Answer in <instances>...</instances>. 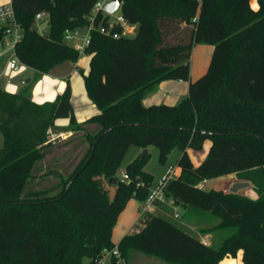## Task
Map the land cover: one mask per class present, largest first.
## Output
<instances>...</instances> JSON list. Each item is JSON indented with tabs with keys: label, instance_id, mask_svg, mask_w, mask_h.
Listing matches in <instances>:
<instances>
[{
	"label": "trees",
	"instance_id": "16d2710c",
	"mask_svg": "<svg viewBox=\"0 0 264 264\" xmlns=\"http://www.w3.org/2000/svg\"><path fill=\"white\" fill-rule=\"evenodd\" d=\"M250 2L122 0L120 16L137 27L127 36L120 24L110 27L109 15H93L97 0L11 1L23 34L14 54L38 76L78 62L82 52L65 32L90 29L83 51L90 70L82 75L98 114L77 123L70 85L43 104L0 87V264H97L116 247L126 264L131 252L169 264H219L240 250L244 264H264V0L257 10ZM41 13L47 14L39 21H47L46 34L37 27ZM4 36L0 31V44ZM198 44L213 53L206 74L192 81ZM167 80L188 82V97L175 106L146 107V93ZM65 118L73 131L85 133L71 153L43 165L53 147L50 129ZM207 140L209 155L194 167L187 150L200 151ZM83 145L75 163L81 151H74ZM131 146L158 148L161 163L179 147L181 174L168 181L166 197L185 212L214 218L215 225L200 232L222 233L220 241L209 246L166 215L151 214L139 232L113 242L129 201H146L152 186L153 176L143 170L148 155L127 166L129 180L117 178ZM233 174L251 182L257 198L199 188ZM34 177L44 185L26 190ZM107 183L115 190L112 199Z\"/></svg>",
	"mask_w": 264,
	"mask_h": 264
},
{
	"label": "crops",
	"instance_id": "0c3cea01",
	"mask_svg": "<svg viewBox=\"0 0 264 264\" xmlns=\"http://www.w3.org/2000/svg\"><path fill=\"white\" fill-rule=\"evenodd\" d=\"M11 1L12 0H0V6L10 4ZM250 4L254 10H257L259 7L258 0H251ZM119 16H120V11H119ZM136 31H137L136 26L127 25V28L124 30V34L127 36H135ZM89 33H90L89 28H87L86 32H81L80 35L82 36L81 37L82 43L84 38H87L89 36ZM212 53H213V47L210 45L203 46L198 44L194 46L191 54L192 81L198 79L203 74H206V71L209 66L208 62L209 59L211 60ZM81 62L82 61L80 60L76 63L65 62L57 66L56 69H53L50 73L44 75L43 78L41 79L43 82L42 83L43 86L42 88L38 87V89L36 90L37 98L32 101H34L37 104H43L45 102H53L57 98V96L63 94L67 86L70 85L72 89L71 101L74 109V116L77 123L83 124L87 120L91 119V117L97 115L98 109L95 106V104L92 103V101L89 99L87 95L83 81V75H82L83 72L86 74L88 70H90L89 69L90 57L87 59V62L85 60L86 63L83 60L84 69L80 68ZM4 69L0 72V74L4 71ZM3 80L4 79H1L0 81L1 82L0 85H2V88H4L8 93H12V94L16 93V87H12V84L10 86L3 85L2 83ZM188 94H189L188 82L167 80L157 84L153 89L148 91L143 98V103L146 107L152 105H163V104L175 106L181 104V102L188 97ZM69 123H70L69 120L66 118L60 119L57 120L55 122L54 127L50 129V140L53 144V147L49 149V153L42 161L43 165H45L47 161L53 163L54 160H58V158L64 156V154L71 153L74 149V146L80 140L79 138H81V135L85 133L83 131H79V132L73 131L70 128ZM94 129L96 130L95 126H89L88 128V130L91 131H93ZM85 148H87L86 145L82 149H78L74 151V156L78 154V151L79 152L81 151L75 163L80 160L79 158L82 157L84 153L83 150H86ZM211 148H212V141L207 140L203 145V149H204L203 155L201 156L191 155L189 154V149L187 150V154L189 155L194 167H198L199 165L197 166V164L199 163V161L203 160L205 156L207 157V155H209L208 153ZM178 170H180V173L178 175L179 177L181 174V169L179 168ZM222 178L229 179V186H231L235 182L244 181V180H240L236 174L224 176ZM206 182L207 181L201 183L199 185V188L203 189L204 188L203 186L205 185ZM253 189L254 188L252 187L251 184V186L248 189L240 191L239 194L255 199L257 198V194ZM138 202L139 201H136L135 199L130 200L129 203L127 204L126 209L119 216L117 224L113 230V237H112L113 242L116 245L119 244V242L124 236L139 232L148 222L150 218L149 215L151 214H160V216L168 215L164 211V209L167 210L168 207V205L166 204L163 206L160 205L148 215L145 216L138 215V213H136V211H139L140 209ZM186 212L190 220L182 221L181 223L191 228L192 230L197 229L198 232L200 233L198 235V238L201 239L207 245L211 246L215 241V237H216L215 234L217 232L201 233L200 230L210 228L215 224H212L211 222H208L209 220L204 219V217L208 216L207 214H203L202 212L192 209H188L186 210ZM195 218L203 219L202 223L200 222L196 223L194 221ZM135 253L136 252H131L129 258L131 259L132 255ZM140 257L141 256H139V260L141 263L139 262V264H162L161 262H151V260H146V258H140ZM105 264H111V261L110 263H108L106 260ZM219 264H244L243 251L240 250L236 258L227 257L223 259Z\"/></svg>",
	"mask_w": 264,
	"mask_h": 264
},
{
	"label": "rangeland",
	"instance_id": "374dc122",
	"mask_svg": "<svg viewBox=\"0 0 264 264\" xmlns=\"http://www.w3.org/2000/svg\"><path fill=\"white\" fill-rule=\"evenodd\" d=\"M109 17H110L109 20L112 21V23H115V22H117V19L119 17V12H117L113 15H110ZM37 27H38V31L41 34H46L49 31V26H48L47 21L38 22ZM86 31H87L86 27L79 28L77 30V32L79 33V37L77 39L71 40L69 42L72 46L76 47L80 52H82L80 55V58H79V60L82 61L80 63L81 69H84L83 60H84V62H85V60L87 62V59L89 58V56L84 54V52L82 51L83 50L82 49V47H83L82 41H81L82 36L80 35L81 32H86ZM6 39L9 40L8 41L9 44H7V42L0 44V72L6 67V65L8 64V61L10 59L15 58V54H14L15 50L12 49L11 39L10 38H6ZM203 46H205V45H203ZM209 62H210V59H209ZM209 62H208V65H209ZM190 65H191V60H190ZM43 76L44 75L38 76L37 72L32 68L22 66V70L20 72L18 71V73L12 79V87H16V93L17 94H19L21 96L25 95V96H28L31 100H35L37 98L36 90L38 89V87L42 88V86H43L42 85L43 82L41 80L43 78ZM3 79L4 80L2 81V83H3V85H5V82H6L5 79H7V77H3ZM30 79L32 80L31 84L25 85L26 84L25 81L30 80ZM2 146H3V138L0 134V148H2ZM86 147H87V145H86ZM204 148H206V147H204ZM145 150L147 151L148 159L143 166V168H144L143 170L153 176V180H152V184H151L152 186H150V188H149V194H150V193H152V191L156 190L159 186H161L162 181L166 178L169 171L171 172L170 178H172L173 175H174V178L178 177L180 170H178L176 162H177L178 158H180L182 152L179 149V147L172 148V150L170 151V154L168 155V158L165 160V162L161 163L159 161V149L158 148L151 146V147H148L147 149H144L140 146H131L129 148V150L127 151V154H126L125 158L123 159V162H122V164H121V166H120V168L116 174L118 179H122L123 173H126L127 166L130 165V163L133 162L137 157H141L143 155V153H145L144 152ZM83 151H85V150H83ZM203 152H204V149H202L200 151H195V150L189 149V154H191V155L201 156V155H203ZM205 158H206V156H205ZM203 160L199 161L197 166L200 165V163H202ZM174 170H175V172H174ZM38 172H39L38 169L35 168L33 171V175H37ZM36 180H38L36 177L32 178V180H30V182L28 183L26 190H29L31 188H40L44 185V183L39 184L38 181H36ZM231 186H229V179L220 177V178L207 180V182L203 186L204 187L203 189L204 190L223 191L225 193H230ZM105 189H108L109 197L112 199L114 197V194H115L114 188L107 183V185L105 186ZM57 192L58 191L53 192L52 194H56ZM145 202L146 201L138 202V204L140 206L139 211H136V213H138V215H144L145 216V215L149 214V213H145L146 212L145 211V207H146ZM167 210L170 213V214L166 215V218H168L169 221H171L172 223H174L176 225H179L186 232L192 234V236L194 235V236L198 237V235L200 233L198 232L197 229L192 230L191 228H189V227H187L181 223L182 221L190 220L188 218L187 213L184 210H182L176 206H171V205H168ZM174 214L175 215L179 214L181 218L180 219L174 218L173 217ZM194 221L196 223H198V222L202 223L203 219L195 218ZM208 222L215 224L216 220L213 218V219L209 220ZM215 236H216L215 241L213 243L220 241V238L223 237L222 233H216ZM139 256H141L140 258H146V260H151V262H161L162 264H167V263L162 262L160 259H157L154 257H149L147 255H143L142 253H138V252L133 254L131 259L129 258L127 263L128 264H139V262H140ZM106 260L108 263H110L111 256L107 255Z\"/></svg>",
	"mask_w": 264,
	"mask_h": 264
},
{
	"label": "built area",
	"instance_id": "2783aa9c",
	"mask_svg": "<svg viewBox=\"0 0 264 264\" xmlns=\"http://www.w3.org/2000/svg\"><path fill=\"white\" fill-rule=\"evenodd\" d=\"M110 1L111 0H97L96 3L97 5H95L92 12L93 15H96L100 11L106 14V12L104 11V6ZM46 17H47L46 13H41L37 15L36 20L37 22H39L45 19ZM114 24H120L124 28V30L127 28L128 25L121 16L118 17L117 22L115 23L110 22V27H112ZM0 31H3L5 35L1 43L7 42V44H9L8 42L9 40L6 38H10L12 43V49L14 50L16 43L22 39L23 34H22L21 25L17 22L15 11L11 3L0 6ZM115 36L117 37V35ZM78 37L79 34L77 30L76 31L66 30L65 32V39L68 42L77 39ZM89 39H90V33L89 36L87 38H84L83 40L82 51H84L85 47L88 45ZM22 66L24 65H22L19 62L16 56L15 58L10 59L4 71L0 74V81L1 79H3V77H7V79H5L6 80L5 85L10 86L12 84V79L14 78V76L18 73V71L20 72L22 70ZM0 87H2V85H0ZM170 176H171V172L169 171L167 174V179L162 181L161 186H159L156 190L152 191V193L149 194L145 202L146 212L151 213L160 205L163 206L166 204V205L174 206V202L172 200L167 199L166 191H165L168 181L174 178V175L172 178H170ZM122 179L129 180V177L127 176L126 173H123ZM179 216H180L179 214L173 215L174 218H178ZM107 255L114 257L117 260V264H126V260L122 257L117 247L115 248V250L104 254L102 259H100L97 264H105Z\"/></svg>",
	"mask_w": 264,
	"mask_h": 264
},
{
	"label": "water",
	"instance_id": "95a60500",
	"mask_svg": "<svg viewBox=\"0 0 264 264\" xmlns=\"http://www.w3.org/2000/svg\"><path fill=\"white\" fill-rule=\"evenodd\" d=\"M122 6V0H111L110 2H108L107 4H105L104 6V11L106 12L107 15H113L117 12L120 11ZM31 79L25 81V85L31 84ZM134 124H131V126H133ZM110 131V130H109ZM145 153H143V155L141 156L142 158L147 155V151H144ZM93 153V152H92ZM90 158L87 160L86 164L89 162ZM84 169V167L81 168V171ZM78 175V174H77ZM110 182L113 183L112 186L116 185L115 184V180L114 178L110 179ZM251 186V182L249 181H239V182H235L232 184L231 189H230V193L232 194H239L240 191L248 189ZM70 185L67 187V191L69 190ZM209 191V190H206Z\"/></svg>",
	"mask_w": 264,
	"mask_h": 264
}]
</instances>
